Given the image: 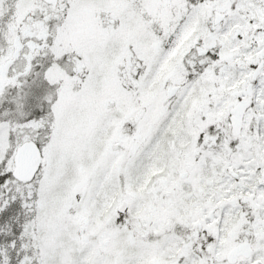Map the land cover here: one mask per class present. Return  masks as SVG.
I'll return each instance as SVG.
<instances>
[{
    "label": "snow or ice",
    "instance_id": "snow-or-ice-1",
    "mask_svg": "<svg viewBox=\"0 0 264 264\" xmlns=\"http://www.w3.org/2000/svg\"><path fill=\"white\" fill-rule=\"evenodd\" d=\"M0 264H264V0H0Z\"/></svg>",
    "mask_w": 264,
    "mask_h": 264
}]
</instances>
